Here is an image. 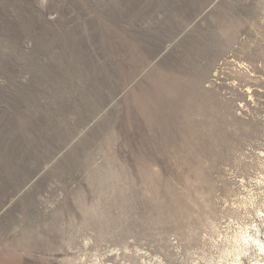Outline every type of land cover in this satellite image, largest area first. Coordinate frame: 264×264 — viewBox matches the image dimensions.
Here are the masks:
<instances>
[{
    "label": "rangeland",
    "instance_id": "rangeland-1",
    "mask_svg": "<svg viewBox=\"0 0 264 264\" xmlns=\"http://www.w3.org/2000/svg\"><path fill=\"white\" fill-rule=\"evenodd\" d=\"M254 239L264 0H0V250L264 264Z\"/></svg>",
    "mask_w": 264,
    "mask_h": 264
},
{
    "label": "crops",
    "instance_id": "crops-1",
    "mask_svg": "<svg viewBox=\"0 0 264 264\" xmlns=\"http://www.w3.org/2000/svg\"><path fill=\"white\" fill-rule=\"evenodd\" d=\"M0 264H36V263L24 253L0 250Z\"/></svg>",
    "mask_w": 264,
    "mask_h": 264
},
{
    "label": "bare ground",
    "instance_id": "bare-ground-1",
    "mask_svg": "<svg viewBox=\"0 0 264 264\" xmlns=\"http://www.w3.org/2000/svg\"><path fill=\"white\" fill-rule=\"evenodd\" d=\"M243 239H245V238H243ZM253 241H254V243H256V245L259 246V250H261V252L264 253V241H261V240H259V239H254ZM256 245H255V246H256ZM259 264H260V263H259Z\"/></svg>",
    "mask_w": 264,
    "mask_h": 264
}]
</instances>
